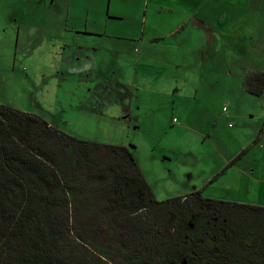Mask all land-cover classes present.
<instances>
[{"label": "trees", "instance_id": "obj_1", "mask_svg": "<svg viewBox=\"0 0 264 264\" xmlns=\"http://www.w3.org/2000/svg\"><path fill=\"white\" fill-rule=\"evenodd\" d=\"M0 264H264V206L159 200L127 146L0 102Z\"/></svg>", "mask_w": 264, "mask_h": 264}, {"label": "rangeland", "instance_id": "obj_2", "mask_svg": "<svg viewBox=\"0 0 264 264\" xmlns=\"http://www.w3.org/2000/svg\"><path fill=\"white\" fill-rule=\"evenodd\" d=\"M50 1H44L41 9L49 12ZM83 1L92 2L81 0L79 6ZM135 1V15L130 10L125 19H109L114 28L108 27L106 34L69 32L73 36H67L65 42L74 39L101 47L96 68L85 76L74 68L65 72L66 67L72 66L67 64L71 61L72 47L68 51L50 45L62 41L61 38L30 37L28 43L29 38L26 40L21 34L17 37L12 21H0V102L35 113L80 138L127 146L155 198L161 200L185 195L187 182L198 179L195 175L188 180V172L183 168L185 161L190 164L193 158L176 154L194 140L192 132L172 122V115L178 118L183 106L179 99L196 93L203 103L218 110L224 95L221 87L211 81L212 77L220 72L232 78L235 73L225 74L222 64H235L240 70L244 64L238 60L241 55H232L230 47L215 52L208 46L173 47L168 46L167 40L155 42L150 38L155 29L150 6L140 39L146 6ZM114 5L129 9L133 2L114 0L112 11ZM38 19L46 21L36 14L28 22ZM49 23L54 24V20ZM120 23L133 26L121 31ZM38 39L44 40L40 46ZM103 47H110L114 54L108 55ZM263 58L264 54L255 52L250 54L249 62L261 64ZM110 70L116 75H111ZM238 106L245 110L247 103L242 101Z\"/></svg>", "mask_w": 264, "mask_h": 264}, {"label": "crops", "instance_id": "obj_3", "mask_svg": "<svg viewBox=\"0 0 264 264\" xmlns=\"http://www.w3.org/2000/svg\"><path fill=\"white\" fill-rule=\"evenodd\" d=\"M44 1L0 0V21H12L17 37L21 34L26 40L29 38L28 43L30 37L61 38L62 41H53L50 45L68 51L72 47L71 61L67 63L72 66L62 68L65 72L69 71L68 68L84 72L82 76L89 75L96 68L101 47L74 39L65 42L67 36H73L69 32L95 36L106 34L108 27L114 28L109 25V19H125L130 10L135 15L137 5L131 0L133 5L129 9L114 5L112 11L114 0L83 1L81 6V0H51L48 12L41 9ZM138 1L141 6H146L141 17L140 39H143L150 6L155 22L150 38L155 42L167 40L168 46L173 47L184 45L204 49L208 46L215 52H224L230 47L232 55H241L238 60L244 64L242 70L235 64H222L225 74L235 73L232 78L220 72L212 77L211 81L221 87L224 95L218 110L203 103L196 93L179 99L183 106L178 118L172 115V122L176 127L192 132L194 140L176 154L193 158L190 164L185 161L183 167L188 172V180L198 175V179L187 182L185 193L200 190L208 197L264 206V90L254 94L243 85L247 71H264V58L261 64H254V60L249 62L250 54H264V0ZM36 14L47 22L39 19L28 22V18ZM51 20L54 24L49 23ZM132 26L118 25L121 31ZM43 43V39H38V46ZM103 49L108 55L114 54L110 47ZM108 55L106 58L110 61ZM125 88L130 91L127 86ZM173 100L175 102L176 98ZM242 101L247 103L245 110L236 107Z\"/></svg>", "mask_w": 264, "mask_h": 264}]
</instances>
